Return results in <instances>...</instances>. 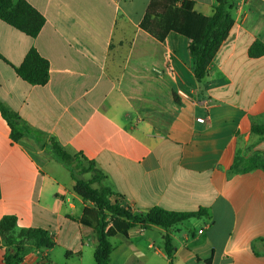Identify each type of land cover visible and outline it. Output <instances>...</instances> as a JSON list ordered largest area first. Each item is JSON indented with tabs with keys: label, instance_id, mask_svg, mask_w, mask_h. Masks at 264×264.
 <instances>
[{
	"label": "crops",
	"instance_id": "crops-1",
	"mask_svg": "<svg viewBox=\"0 0 264 264\" xmlns=\"http://www.w3.org/2000/svg\"><path fill=\"white\" fill-rule=\"evenodd\" d=\"M26 1L46 19L37 37L0 20V102L22 134L15 139L0 112V221L14 215L18 229L49 232L53 246L19 264H95L81 231L87 204L50 152L52 139L94 161L135 213L208 211L170 231L113 237L111 264H171L167 233L172 264H264L263 246L255 249L264 171L228 176L239 151L264 153L252 134L253 122H264V55L249 54L264 43V0H233V28L200 83L189 39L171 32L160 42L140 28L151 0ZM192 1L212 15L216 0ZM32 48L50 64L45 86L14 69ZM4 256L0 247V264Z\"/></svg>",
	"mask_w": 264,
	"mask_h": 264
},
{
	"label": "trees",
	"instance_id": "trees-1",
	"mask_svg": "<svg viewBox=\"0 0 264 264\" xmlns=\"http://www.w3.org/2000/svg\"><path fill=\"white\" fill-rule=\"evenodd\" d=\"M233 8V0H216L212 15L206 16L195 11V2L192 0H151L140 28L160 42L171 32L189 39V52L194 62L193 73L200 83L208 77L215 55L233 28ZM0 20L32 38L40 34L46 23L43 14L26 0H0ZM249 54L253 58L264 55V43L255 42ZM14 69L19 78L30 85L45 86L49 82L50 64L34 48L29 50L21 65ZM0 112L8 121L13 137L20 138L22 134L17 129L19 116L1 102ZM252 134L264 140V122H253ZM49 150L70 171L75 181V194L87 204L80 221L81 231L83 239L95 248V264H111L114 250L111 239L119 234L128 236L133 230H147L152 226L170 231L191 218L208 216L206 209L174 212L160 207L143 214L135 213L121 195L104 184L106 176L97 169L94 161L70 153L55 139H52ZM256 169L264 171V153H255L247 158L239 151L228 176ZM84 175L89 177L81 178ZM257 244L264 248V238L256 240L255 249ZM52 246L49 232L38 228L18 229L14 215L1 219L0 247L5 248V264H19L30 253ZM164 249L172 264L175 248L168 233L164 235ZM211 262L212 259L207 261L208 264Z\"/></svg>",
	"mask_w": 264,
	"mask_h": 264
},
{
	"label": "rangeland",
	"instance_id": "rangeland-1",
	"mask_svg": "<svg viewBox=\"0 0 264 264\" xmlns=\"http://www.w3.org/2000/svg\"><path fill=\"white\" fill-rule=\"evenodd\" d=\"M83 177H84V178H88L89 175L81 176V178H83ZM186 225H187V224H186ZM187 226H189L190 228H192L191 225H189V224H188ZM180 227H182L183 229H185V226H180ZM196 229H198V228H196Z\"/></svg>",
	"mask_w": 264,
	"mask_h": 264
},
{
	"label": "built area",
	"instance_id": "built-area-1",
	"mask_svg": "<svg viewBox=\"0 0 264 264\" xmlns=\"http://www.w3.org/2000/svg\"><path fill=\"white\" fill-rule=\"evenodd\" d=\"M197 121L200 122V123H204V122H205V119H203V118H198Z\"/></svg>",
	"mask_w": 264,
	"mask_h": 264
}]
</instances>
